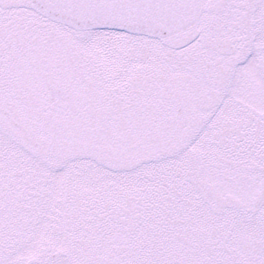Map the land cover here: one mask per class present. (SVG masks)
Segmentation results:
<instances>
[{
	"label": "snow or ice",
	"instance_id": "1",
	"mask_svg": "<svg viewBox=\"0 0 264 264\" xmlns=\"http://www.w3.org/2000/svg\"><path fill=\"white\" fill-rule=\"evenodd\" d=\"M0 264H264V0H0Z\"/></svg>",
	"mask_w": 264,
	"mask_h": 264
}]
</instances>
